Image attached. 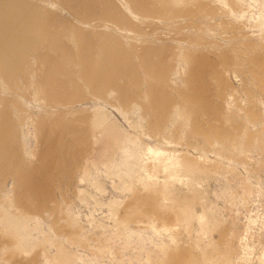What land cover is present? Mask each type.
Returning <instances> with one entry per match:
<instances>
[{"label":"rangeland","instance_id":"1","mask_svg":"<svg viewBox=\"0 0 264 264\" xmlns=\"http://www.w3.org/2000/svg\"><path fill=\"white\" fill-rule=\"evenodd\" d=\"M31 2L2 46L0 221L21 227L0 264H264V0Z\"/></svg>","mask_w":264,"mask_h":264},{"label":"bare ground","instance_id":"2","mask_svg":"<svg viewBox=\"0 0 264 264\" xmlns=\"http://www.w3.org/2000/svg\"><path fill=\"white\" fill-rule=\"evenodd\" d=\"M64 1V0H63ZM66 1V3H69V2H75V4L77 5V6H79L78 8H81V5H82V2L84 1V0H65ZM87 1V3L89 2V0H86ZM91 2H92V0H90ZM96 1H93V4L95 3ZM85 3V2H84ZM83 3V4H84ZM87 3H86V5L85 6H83L85 9H86V6H87ZM99 3V2H98ZM35 3H32L31 2V0H0V71H2V69H3V64H2V61H3V57H4V53H5V51H3V44L5 43V42H7V43H10V44H12V46L11 47H13L14 48V43L17 41V39H18V35H17V28H19L21 25H23L24 24V22L25 21H30L32 18H33V16L35 15L36 16V11H38V10H42L43 8H39V7H37V6H35V5H38V4H35ZM92 4V3H91ZM95 4H97V3H95ZM67 5H69V4H67ZM71 5V4H70ZM74 5V4H73ZM75 5V6H76ZM105 5V10H107V11H110V10H112V6H110V5H108V3H105L104 4ZM76 6V7H77ZM94 7H96L95 5H93ZM100 6V5H99ZM82 7V8H83ZM73 8V7H72ZM83 8V9H84ZM92 8V7H91ZM99 8V7H98ZM75 9V8H74ZM93 9V8H92ZM96 9H97V7H96ZM95 9V10H96ZM98 10V9H97ZM42 12H46V11H42ZM41 12V13H42ZM45 19H46V17H45ZM48 19H50V17L48 16ZM21 32H22V35H26L27 33H29V31H27V30H21ZM60 47V46H59ZM62 50L65 48V47H60ZM64 51V50H63ZM10 64H13V62H11ZM108 130H104L103 132H104V135H105V133L107 132ZM112 131H114V129L112 128ZM111 132V131H110ZM109 131H108V135H109V133H110ZM114 133V132H113ZM116 134H118L119 135V133H116ZM103 135V136H104ZM107 135V136H108ZM116 136L117 138L118 137H120V139L121 140H123L122 139V137L119 135V136ZM109 137V136H108ZM105 138H107V137H105ZM124 138V137H123ZM124 140H125V138H124ZM117 142H118V140H117ZM123 144H124V142H123ZM118 145H120V146H122L121 145V141L118 143ZM117 145V146H118ZM128 147V146H127ZM124 149H125V152H127V155H126V157H125V160H124V162H123V165H124V167L126 168V171H129V175H131V172H133V170H134V168H135V166H137L139 163V160L138 159H140L141 157L140 156H137V159L136 160H132V161H129V158L131 157L130 155H129V152H130V148L129 149H127L126 147H124ZM131 153V152H130ZM136 153V152H135ZM132 155V154H131ZM137 154H135V156H136ZM154 155H158V154H154ZM163 155V154H162ZM135 156H133L132 155V157L134 158ZM153 157H155V156H152L151 158H152V160H153V162H156V160L158 159V157H157V159H155V158H153ZM166 157V156H165ZM164 157V160L166 161V162H164V164H163V162L162 161H160V163L158 162V160H157V165H159L161 168H162V170L164 171V173L165 174H167L166 176H167V178L165 179V181L163 182V186H162V188L160 189V191L162 190V193L164 194V195H169V197H170V194H172L173 192H172V188H171V186L173 185V183L176 181V182H178L177 181V179H178V176H179V171H178V168H179V166H178V163L176 162V160L174 159V161L172 160V158H171V156L170 157H168V155H167V159ZM171 158V159H170ZM174 158V157H173ZM132 159V158H131ZM135 159V158H134ZM161 158L159 157V160H160ZM163 160V159H162ZM48 162V161H47ZM152 162V163H153ZM156 163H154V164H156ZM139 166V165H138ZM137 166V167H138ZM139 167H141V165L139 166ZM54 170V169H53ZM157 183V182H156ZM157 184H159V183H157ZM146 186H148L149 187V185H147V183H146ZM151 186V185H150ZM152 187V186H151ZM156 187V186H155ZM153 188V187H152ZM175 188V187H174ZM148 190V189H147ZM156 190V189H155ZM157 190H158V187H157ZM160 194V193H159ZM166 195V196H167ZM174 196H175V194H174ZM168 197V196H167ZM176 197V196H175ZM175 197H173L174 199H177V198H175ZM165 198V197H164ZM170 200H171V198H169ZM168 199V200H169ZM182 200L183 198H181V196L179 197V200ZM178 200V201H179ZM179 203V202H178ZM183 203V202H182ZM187 203V202H186ZM185 205V204H184ZM7 218H5V219H3V220H1L0 222V226L2 225V229H4L3 228V226H4V224H6L7 225V227L8 226H10L11 228H12V225L10 224V222L11 221H5ZM2 222H3V224H2ZM12 223V222H11ZM13 224V223H12ZM14 225V227H19L20 225H15V223L13 224ZM7 227L5 228V229H7ZM21 227V226H20ZM5 229H4V231H5ZM9 229V228H8ZM15 230L17 231V228H14V229H12L11 231H12V233H14L13 234V236L14 235H16V234H18V233H16L15 234ZM1 231V230H0ZM11 231H8L9 233L11 232ZM8 234V233H7ZM12 235V234H11ZM16 237H18V235L16 236ZM15 238V237H14ZM19 239V237L18 238H16L15 239V241L16 240H18ZM17 242V241H16ZM15 246V245H14ZM151 261V260H150ZM150 263V262H149ZM151 264H154V263H152V261H151Z\"/></svg>","mask_w":264,"mask_h":264}]
</instances>
